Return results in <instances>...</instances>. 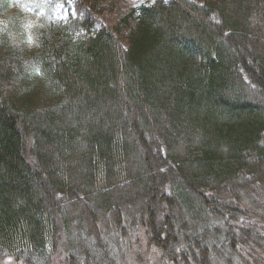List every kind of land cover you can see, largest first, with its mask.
Segmentation results:
<instances>
[{
    "label": "trees",
    "instance_id": "obj_1",
    "mask_svg": "<svg viewBox=\"0 0 264 264\" xmlns=\"http://www.w3.org/2000/svg\"><path fill=\"white\" fill-rule=\"evenodd\" d=\"M118 1L0 0V264H264V0Z\"/></svg>",
    "mask_w": 264,
    "mask_h": 264
},
{
    "label": "rangeland",
    "instance_id": "obj_2",
    "mask_svg": "<svg viewBox=\"0 0 264 264\" xmlns=\"http://www.w3.org/2000/svg\"><path fill=\"white\" fill-rule=\"evenodd\" d=\"M146 0H119L111 10H105L100 16L101 22L104 24H112L122 14L127 12L131 5H136ZM12 12H18L20 16L19 21L24 23L25 27L38 22L45 16H52L53 18L60 19L66 17L68 13L69 4L56 3L49 7V0H10ZM53 264H62L55 261Z\"/></svg>",
    "mask_w": 264,
    "mask_h": 264
},
{
    "label": "snow or ice",
    "instance_id": "obj_3",
    "mask_svg": "<svg viewBox=\"0 0 264 264\" xmlns=\"http://www.w3.org/2000/svg\"><path fill=\"white\" fill-rule=\"evenodd\" d=\"M37 71H39V70H37Z\"/></svg>",
    "mask_w": 264,
    "mask_h": 264
}]
</instances>
